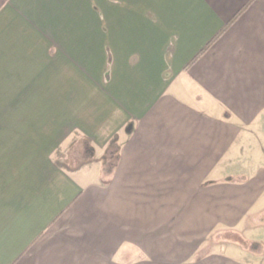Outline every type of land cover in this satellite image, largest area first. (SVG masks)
<instances>
[{
    "label": "crops",
    "instance_id": "1",
    "mask_svg": "<svg viewBox=\"0 0 264 264\" xmlns=\"http://www.w3.org/2000/svg\"><path fill=\"white\" fill-rule=\"evenodd\" d=\"M46 1L0 0V37ZM74 2L62 43L0 50L21 84L0 124V264H264V0Z\"/></svg>",
    "mask_w": 264,
    "mask_h": 264
},
{
    "label": "rangeland",
    "instance_id": "2",
    "mask_svg": "<svg viewBox=\"0 0 264 264\" xmlns=\"http://www.w3.org/2000/svg\"><path fill=\"white\" fill-rule=\"evenodd\" d=\"M71 1H75L77 2V6H78V2L79 0H71ZM75 2L73 3V7H75ZM41 8L44 9H49L50 11L44 12L41 11L40 12V16L37 18L38 22L37 25H35V23H33V28L32 26L27 22V21H23V20H18V24L13 21L12 22V26L11 29H8V33H6L4 36L0 37V50L3 51H7L10 49H14V47L18 44H28V43H32V44H48L51 43V39H54V41L56 43H62V36H49V34L55 29V28H63L65 25V21H64V16L65 13L68 8L67 4L64 3V0H48L46 1L44 4L40 5ZM32 18V17H30ZM35 18V17H34ZM36 19V18H35ZM34 19V20H35ZM92 24L90 25V21H89V26L88 27H95L96 26V20L91 21ZM72 26H79V21L77 19L76 24L73 22ZM38 30H44L48 35H41L39 36V34H36L35 32H37ZM36 38V39H35ZM60 41V42H59ZM10 47V48H9ZM75 69H79V68H72L71 70L73 71L71 73L72 77H75V75H80V72H74ZM10 70V69H9ZM62 70V69H61ZM5 69H1L0 68V124L6 126V129L9 130L10 128H14L13 126L17 123L16 119L17 117L14 114V109L17 106V103H19L20 101L16 99V94H18L19 92V87L21 86V84H17L16 83V77H14L13 74H7L6 72L4 74ZM110 75V71L108 72ZM50 87V85H49ZM59 87V85H58ZM43 87H41V90ZM60 88V87H59ZM48 92V88H46V90ZM41 97H45V99L41 98L36 100V108L39 111V113H42L43 115H40V119L39 122L42 123H49V124H53L55 123L54 119H56L53 116H48L46 115L48 109H50L49 107H52V100H50V95L49 94H44V93H40ZM49 97V98H47ZM31 101V100H29ZM23 106L26 108L27 107V101H24ZM8 111V113H7ZM14 114V115H13ZM25 119V123H26V117ZM63 123V122H61ZM3 126V127H4ZM1 133V132H0ZM2 135H7L8 139H15V133L11 132V131H7V132H2ZM18 135H21L24 141H36V143H43V142H47L48 135L49 133L46 131H39V132H24V133H18ZM60 135H62L60 133ZM21 138V137H20ZM65 152L63 151V149H59V153L57 154V158L61 159L64 156ZM111 153H109V156ZM62 162V161H61ZM64 162V161H63ZM263 225V224H262ZM259 234H261L260 236L264 237V225L263 227L259 228ZM215 239L221 243H226L224 241H228L230 242H234L233 244L241 242L240 237L234 235V234H227V235H218L215 236ZM222 240V241H221ZM249 251H251L252 253H256L259 254V246H255V245H248L247 243L244 245ZM221 248H217V250H220Z\"/></svg>",
    "mask_w": 264,
    "mask_h": 264
},
{
    "label": "trees",
    "instance_id": "3",
    "mask_svg": "<svg viewBox=\"0 0 264 264\" xmlns=\"http://www.w3.org/2000/svg\"><path fill=\"white\" fill-rule=\"evenodd\" d=\"M244 10H245V9H244ZM207 48H208V47H207ZM205 50H206V49H205ZM205 50H204V51H205ZM204 51H203V52H204Z\"/></svg>",
    "mask_w": 264,
    "mask_h": 264
}]
</instances>
